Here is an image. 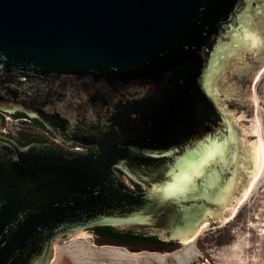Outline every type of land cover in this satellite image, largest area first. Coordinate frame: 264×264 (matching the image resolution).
I'll list each match as a JSON object with an SVG mask.
<instances>
[{"label": "water", "instance_id": "obj_1", "mask_svg": "<svg viewBox=\"0 0 264 264\" xmlns=\"http://www.w3.org/2000/svg\"><path fill=\"white\" fill-rule=\"evenodd\" d=\"M263 10L264 0H0V110L51 131L56 121L88 149L0 135V264H49L54 243L99 227L181 243L221 218L241 160L216 77L232 53L264 51Z\"/></svg>", "mask_w": 264, "mask_h": 264}, {"label": "rangeland", "instance_id": "obj_2", "mask_svg": "<svg viewBox=\"0 0 264 264\" xmlns=\"http://www.w3.org/2000/svg\"><path fill=\"white\" fill-rule=\"evenodd\" d=\"M260 23L263 30L257 29L255 37L264 39ZM232 56L217 73L216 102L239 131L241 162L234 195L221 218L215 224L205 221L202 226H207L189 244L163 246L174 245L172 252L99 245L94 233L83 231L86 240L79 233L54 243L49 264H264V169L249 188L256 142L264 146V51L252 56L250 49H242Z\"/></svg>", "mask_w": 264, "mask_h": 264}, {"label": "flooded vegetation", "instance_id": "obj_3", "mask_svg": "<svg viewBox=\"0 0 264 264\" xmlns=\"http://www.w3.org/2000/svg\"><path fill=\"white\" fill-rule=\"evenodd\" d=\"M5 116H9L11 118H14L16 120H24V124L28 125L30 127H33L34 129H36L38 132H46L48 134V136L39 134V133H31V132H27V131H22L20 132L15 138V142L19 145L22 144H30V143H49V144H53V145H57V146H61L67 150H72V149H76L79 148L82 150V152H87L88 149L83 147V144H86L85 141H82L81 138L76 137V136H72L71 134L62 132L57 130V126L58 124L56 123V121H52L51 119L48 120V124H50V128H54V131H51L49 128H47V124L45 125V123H43L42 121L38 120L37 118L31 117L29 115H27V113H25L23 110L21 109H15L14 112L12 113H7L5 111L0 110V135L7 137V138H11L13 139L10 134H3L1 132L2 130V126H4V117ZM133 190L137 191V192H141V188L138 185H135L131 182L127 183ZM211 224H215V221L210 220ZM99 228H107V227H99ZM96 229V228H95ZM113 229V228H112ZM116 230V229H113ZM94 234H97L98 236H96V238L99 241L102 242H106V243H112V244H118V245H122V246H126L128 248H131L128 245H124V243L119 242L120 238L116 236V233L112 232L110 229H103L101 230V232L98 233V231H94V229L89 230ZM118 232H122V233H129L132 236H140L143 238H146L147 240L137 243L136 244V249H142V250H150V249H163L166 250L165 247H162L166 244H180L178 242H164L161 241L160 239H158L155 236H150L145 232H136L133 230H127V231H120L117 230Z\"/></svg>", "mask_w": 264, "mask_h": 264}, {"label": "bare ground", "instance_id": "obj_4", "mask_svg": "<svg viewBox=\"0 0 264 264\" xmlns=\"http://www.w3.org/2000/svg\"><path fill=\"white\" fill-rule=\"evenodd\" d=\"M256 144L257 145H256V148L254 149V156L252 157L253 158L252 160H253V163H254L253 168H252L254 176H253V179H252V181H251V183L249 185V188H252L253 185H255V183L258 180V178L262 175L263 169H264V146H263V143L261 141L256 142ZM234 211H236V210H234ZM229 217L226 219V221H229ZM206 226H207L206 223H205L204 226L201 225V229L197 230V232L195 234V237H193L192 239H189V240H187L185 242H182V244L186 245V244H189L192 241H194L199 236V234L202 231V229L205 228ZM86 236H87L86 233H81V234L78 235V237H84L83 239H85V240L87 238Z\"/></svg>", "mask_w": 264, "mask_h": 264}, {"label": "built area", "instance_id": "obj_5", "mask_svg": "<svg viewBox=\"0 0 264 264\" xmlns=\"http://www.w3.org/2000/svg\"><path fill=\"white\" fill-rule=\"evenodd\" d=\"M7 119L9 120V124L5 121ZM4 122H5V126L2 128L1 132L5 135L10 134L11 136L16 137L20 132L27 131V132H31V133H39V134L48 136V134L46 132H38L33 127L25 125L24 120H15L14 118H11L9 116H5ZM71 151L82 152V150L79 148L72 149Z\"/></svg>", "mask_w": 264, "mask_h": 264}, {"label": "trees", "instance_id": "obj_6", "mask_svg": "<svg viewBox=\"0 0 264 264\" xmlns=\"http://www.w3.org/2000/svg\"><path fill=\"white\" fill-rule=\"evenodd\" d=\"M28 144H22L21 146H25V145H28ZM103 229H110L112 232L116 233V236L120 238L119 242L124 243V245H128L131 242L136 244V243H140V242H143V241L147 240L146 238H143V237H140V236H132L129 233L118 232L117 230H113L112 228H96V229H94V231H98V233H99ZM95 235L98 236L97 234H95Z\"/></svg>", "mask_w": 264, "mask_h": 264}]
</instances>
